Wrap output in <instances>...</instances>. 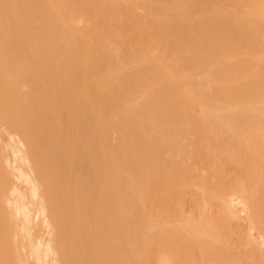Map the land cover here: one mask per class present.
Masks as SVG:
<instances>
[{"label":"bare ground","instance_id":"bare-ground-1","mask_svg":"<svg viewBox=\"0 0 264 264\" xmlns=\"http://www.w3.org/2000/svg\"><path fill=\"white\" fill-rule=\"evenodd\" d=\"M248 262L264 0H0V264Z\"/></svg>","mask_w":264,"mask_h":264},{"label":"rangeland","instance_id":"rangeland-1","mask_svg":"<svg viewBox=\"0 0 264 264\" xmlns=\"http://www.w3.org/2000/svg\"><path fill=\"white\" fill-rule=\"evenodd\" d=\"M138 12H139V13L141 12L140 9H139V11L137 10V13H138ZM247 264H252V263L248 262Z\"/></svg>","mask_w":264,"mask_h":264}]
</instances>
